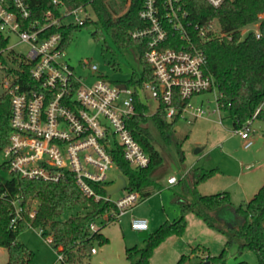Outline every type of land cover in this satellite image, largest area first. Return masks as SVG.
Segmentation results:
<instances>
[{"label":"built area","instance_id":"2783aa9c","mask_svg":"<svg viewBox=\"0 0 264 264\" xmlns=\"http://www.w3.org/2000/svg\"><path fill=\"white\" fill-rule=\"evenodd\" d=\"M191 1H142L138 11L142 25L132 29L130 35L146 40L143 57L154 79L127 85L101 76L87 83L66 61L64 34L61 29L55 32L50 29L82 25L90 18L83 6L69 9L60 0H52L57 5V13L46 12L42 18L30 19L25 0H0V34L8 39L14 34L28 45L24 54L14 53L12 46L0 49V69L4 73L1 93L9 95L11 105V132L8 143L0 150V166L6 164L9 171L30 179L58 181L71 175L85 195L111 200L118 209L117 219L130 210L140 198L137 191L124 190L123 196L112 199L96 193L93 184L107 185L115 180L109 179L108 172L116 166L113 159L116 150L121 151L132 168L148 165V155L128 128V120L135 113L136 90L143 103L148 105L147 96L156 101L155 111L162 103L169 121L177 116L190 122L205 115L202 100L196 102L193 98L207 92L213 95L208 100L213 103L212 111H222L219 105L222 94L198 42L231 35L222 31L216 20L192 21L187 8ZM205 1L216 8L225 0ZM129 3L130 0H125L126 8ZM239 31L240 37L248 32L255 37L260 35L256 22ZM6 50L8 57L3 55ZM20 62L28 65L32 83L19 81L23 71ZM82 65L92 72L97 70V66L89 62ZM176 102L183 103L181 108ZM259 109L260 106L251 118L233 129V133L244 140L246 148L252 144L250 125ZM154 112L149 111L147 115ZM178 180L173 175L167 177L169 185ZM20 201L18 195L11 200L14 218L21 215ZM34 214L35 205H31L28 216L32 218ZM130 227L139 232L147 231L148 219L132 216ZM96 228L95 223L90 224L91 230ZM46 240L49 242L50 237ZM56 252L57 260H62V253ZM94 252L93 247L90 253Z\"/></svg>","mask_w":264,"mask_h":264},{"label":"trees","instance_id":"16d2710c","mask_svg":"<svg viewBox=\"0 0 264 264\" xmlns=\"http://www.w3.org/2000/svg\"><path fill=\"white\" fill-rule=\"evenodd\" d=\"M30 10V19L42 18L46 12L57 13V5L52 0H25ZM69 9L83 6L90 9L95 19L86 18L82 25H68L66 27H52L50 31L63 32V46L66 47L71 39V33L80 27L94 25L92 35L96 41L105 38L103 31L109 32L112 41L118 48H134L140 71L125 81L127 85L141 84L154 79L151 67L145 62L143 54L147 49L146 40L134 38L130 31L142 25L138 18V11L143 0H130L129 5L120 14L114 15L105 0H60ZM125 2V0H123ZM189 18L192 21L204 22L216 20L222 31L231 35L230 38H210L198 42L199 47L206 54L207 68L214 76L218 90L222 94L219 105L222 111L232 120L233 128L251 118L254 111L260 106L255 118L264 116V0H225L219 7L210 6L205 0H192L188 6ZM258 24L259 37L248 32L240 37V29L252 24ZM8 37L0 34V49L5 48ZM109 46L105 47L108 50ZM1 58V57H0ZM2 59V58H1ZM23 70L19 81H29L28 65L19 63ZM183 103L176 102L181 108ZM135 113L128 120V128L133 138L149 157L146 167L132 168L123 158L121 151L116 150L113 159L120 174L126 178V192L137 191L140 196L147 197L150 191L147 187L155 182L150 177L151 171L161 163L162 156L156 148L155 135L151 126L156 130L160 140L173 144L183 159L181 141L175 136L174 125L178 120L175 116L167 120L164 105L160 103L158 109L151 115L149 105L143 103L137 94H134ZM11 105L9 95L0 93V150L8 143L11 128L9 119ZM9 176L0 180V247L7 250L6 264H29L33 252L24 243L17 239L20 232L27 228H39L43 237H50L48 242L55 251L62 253L63 258L56 264H79L90 255L93 243L108 242V237L100 227L90 229L105 216V222L117 219L118 212L115 204L104 198L95 199L85 195L75 184L71 175H66L58 181L44 179H30L20 176L15 171H9L6 164L2 165ZM195 179L193 185L185 184L187 197L179 201V215L172 221L161 222L155 230L146 232V243L142 247L131 246L125 248L128 264H149L154 249L170 236H180L186 226L185 215L189 212L199 216L209 227H214L213 213L231 204L228 191L212 194H203L197 189L199 182L205 181L219 173L218 168L205 169L196 167L192 169ZM186 176L181 177L185 180ZM93 189L101 196H105L104 183L93 184ZM15 195L21 199L22 207L20 217L14 218L11 200ZM178 195L175 196L177 198ZM35 204V214L32 218L28 212ZM75 207L84 211L61 220L59 217ZM235 223L231 227L233 237L238 241L237 250H251L257 257L258 264H264V183L253 196L245 203L234 208ZM192 248V253H196ZM205 255L191 261L190 255L181 254L175 264H251L244 260L233 263L226 262V249L212 255L208 249ZM58 248H60L58 250ZM197 256V255H196Z\"/></svg>","mask_w":264,"mask_h":264},{"label":"rangeland","instance_id":"374dc122","mask_svg":"<svg viewBox=\"0 0 264 264\" xmlns=\"http://www.w3.org/2000/svg\"><path fill=\"white\" fill-rule=\"evenodd\" d=\"M107 6L115 10L114 15L125 11L123 0H105ZM91 19H95L93 12L87 9L86 13ZM261 14L259 17H263ZM258 24L256 23V30ZM94 25L75 29L71 33L69 44L65 47V59L72 66L76 75L85 78L90 83L94 78L101 76L109 81L125 82L134 72L140 71L137 61V53L134 48H118L112 41L110 33L103 31L105 38L96 41L92 35ZM7 46H12L14 53H25L27 44L20 42L18 37L11 34ZM109 46L108 50L105 47ZM3 55L9 56L6 50ZM83 62H89L97 66L92 72L84 67ZM5 64H9L5 62ZM4 78L0 69V82ZM1 93V86H0ZM213 95L209 92L195 96L196 102L202 100L205 115L191 119H178L174 125L175 136L181 141L183 159L173 144H167L159 139L156 130L151 126L155 135L154 144L159 150L162 161L151 171L150 177L154 184L147 187L150 191L147 197L140 196L138 202L126 211L118 219L105 222V216L95 222L100 231L108 237V242L93 243L96 253H90L79 264H128L125 256V248L131 246L142 247L145 245V236L130 227V219L134 217H146L148 219L147 234L165 221H172L179 215V201L187 197L185 184L193 185L195 179L192 169L203 167L205 169L218 168L219 173L209 179L199 182L197 189L203 194H212L228 191L231 204L213 213L214 227H209L199 216L193 212L185 215L186 226L182 235L172 236L168 241L175 240L173 252L169 251L164 256V262L160 260L161 248L155 250L150 257V264H175L181 254H192V248L199 245L195 252L200 256L206 251L212 255L218 254L222 248L226 249V262L244 260L251 264H258L255 253L248 249L237 250L238 241L231 233V227L235 223L234 208L247 202L258 188L264 183V118H254L251 122L249 137L252 144L244 147V140L233 133L231 118L224 111H212L213 103L209 102ZM150 113L157 106L155 100L146 98ZM256 159H259L256 162ZM1 163V156H0ZM245 165H248L244 168ZM120 174L114 165L108 172L109 179H116ZM173 175L179 179L175 184L169 185L167 177ZM185 175V180L181 177ZM8 172L0 166V180L8 178ZM125 194L124 190L111 195L117 199ZM178 195L177 198L175 196ZM36 202H32L34 206ZM84 209L75 207L63 213L59 219L64 220L70 215L83 212ZM17 239L24 243L33 252L29 264H56L57 252L41 236L39 228H27L20 232ZM164 247V246H163ZM200 256L191 258L196 260ZM7 250L0 247V264H6Z\"/></svg>","mask_w":264,"mask_h":264},{"label":"water","instance_id":"95a60500","mask_svg":"<svg viewBox=\"0 0 264 264\" xmlns=\"http://www.w3.org/2000/svg\"><path fill=\"white\" fill-rule=\"evenodd\" d=\"M120 85L124 86V84H120ZM126 186H127L126 178L122 174H119L112 183L104 186L105 194L106 196H111L120 190H125ZM140 235L145 236L146 231H140ZM203 264H209V262L206 260L203 262Z\"/></svg>","mask_w":264,"mask_h":264},{"label":"crops","instance_id":"0c3cea01","mask_svg":"<svg viewBox=\"0 0 264 264\" xmlns=\"http://www.w3.org/2000/svg\"><path fill=\"white\" fill-rule=\"evenodd\" d=\"M263 109H264V107H263ZM263 118H264V116H263ZM259 161V159H256V162H258ZM248 165H245L244 166V168H246ZM172 236H170V237H168V238H166L164 241H162L155 249H154V251H153V254H154V252H155V250L156 249H158V248H161V253H160V260H162V262H164V256L166 255V254H168V252L169 251H172L173 252V245H174V243H175V240L173 239V240H171V241H168L169 240V238H171ZM164 246V247H163ZM94 253H96V252H94ZM152 254V255H153ZM200 256V254L199 253H192V254H190V257H195V256ZM149 264H150V260H149Z\"/></svg>","mask_w":264,"mask_h":264}]
</instances>
